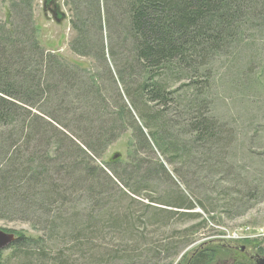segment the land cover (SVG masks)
Masks as SVG:
<instances>
[{"label":"trees","instance_id":"1","mask_svg":"<svg viewBox=\"0 0 264 264\" xmlns=\"http://www.w3.org/2000/svg\"><path fill=\"white\" fill-rule=\"evenodd\" d=\"M65 5L74 32L69 50L90 60V69L64 63L40 46L32 0L16 1L11 29L0 30V220L48 229L54 238L62 224L76 226L73 210L84 204L99 212L102 223L119 221L105 219V212L117 209L119 198L135 202L124 191L163 208L188 212L196 202L204 210L193 187L186 194L175 188L163 163L141 159L139 152L152 156L153 147L170 164L185 148L210 156L224 147L209 119L214 72L222 59L264 36V0ZM228 83L246 87L248 77L236 71ZM127 130L134 144L129 160L107 163V172L93 167L92 158L101 159ZM162 187L165 193L156 196ZM172 188L175 197L168 193ZM39 241L20 236L10 247L43 255ZM210 261L208 253H199L190 264Z\"/></svg>","mask_w":264,"mask_h":264},{"label":"rangeland","instance_id":"2","mask_svg":"<svg viewBox=\"0 0 264 264\" xmlns=\"http://www.w3.org/2000/svg\"><path fill=\"white\" fill-rule=\"evenodd\" d=\"M16 1L0 0V30L11 29V6ZM44 2L32 0L40 46L64 63L92 68L90 60L79 59L69 50L74 32L66 0H55L50 10ZM250 43L241 54L222 59L214 72L216 90L209 119L226 140L219 152L190 154V148H185L170 164L153 147L152 156L144 149L139 152L141 159L153 157L163 163L175 188L186 194L193 187L194 195L204 200V210L196 202L188 212L163 208L146 195L124 191L135 202L119 198L120 206L105 212V219L119 221L102 223L97 220L99 212L84 204L73 210L76 226L66 229L62 224L54 238L48 229L43 232L27 222L0 220V231L16 240L20 236L40 240L37 249L44 253L32 249L24 253L27 250L10 247L12 243L0 250V264H190L199 253H208L210 264H254V255L264 257V36ZM236 71L248 77L249 87L226 84ZM133 146L127 130L101 159L92 158L91 165L107 172V163L129 160ZM181 153L185 155L180 157ZM175 188L168 191L170 196L175 197ZM164 190L155 188L156 196ZM170 211L180 216L169 215ZM187 213L199 217L189 219L183 216ZM241 236L245 239H228Z\"/></svg>","mask_w":264,"mask_h":264},{"label":"water","instance_id":"3","mask_svg":"<svg viewBox=\"0 0 264 264\" xmlns=\"http://www.w3.org/2000/svg\"><path fill=\"white\" fill-rule=\"evenodd\" d=\"M115 158V157H114ZM16 239L11 234H5L4 232L0 231V250L8 247L10 244L14 243ZM254 264H264L263 257H253Z\"/></svg>","mask_w":264,"mask_h":264},{"label":"built area","instance_id":"4","mask_svg":"<svg viewBox=\"0 0 264 264\" xmlns=\"http://www.w3.org/2000/svg\"><path fill=\"white\" fill-rule=\"evenodd\" d=\"M258 231H259V230H258ZM255 238H258V237H255ZM228 239L239 241V240H244L245 238L241 236L239 239H236V238H228Z\"/></svg>","mask_w":264,"mask_h":264},{"label":"flooded vegetation","instance_id":"5","mask_svg":"<svg viewBox=\"0 0 264 264\" xmlns=\"http://www.w3.org/2000/svg\"><path fill=\"white\" fill-rule=\"evenodd\" d=\"M52 6H48L47 9L50 10ZM258 255H254V257H257ZM253 258V257H252Z\"/></svg>","mask_w":264,"mask_h":264}]
</instances>
